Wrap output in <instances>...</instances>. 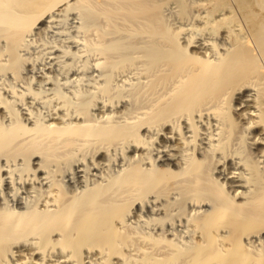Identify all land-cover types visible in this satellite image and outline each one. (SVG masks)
Instances as JSON below:
<instances>
[{
  "label": "bare ground",
  "instance_id": "obj_1",
  "mask_svg": "<svg viewBox=\"0 0 264 264\" xmlns=\"http://www.w3.org/2000/svg\"><path fill=\"white\" fill-rule=\"evenodd\" d=\"M0 264H264V0H0Z\"/></svg>",
  "mask_w": 264,
  "mask_h": 264
}]
</instances>
